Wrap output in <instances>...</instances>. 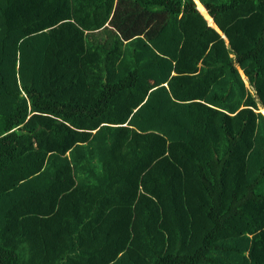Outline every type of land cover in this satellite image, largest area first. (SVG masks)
I'll list each match as a JSON object with an SVG mask.
<instances>
[{
    "label": "trees",
    "instance_id": "1",
    "mask_svg": "<svg viewBox=\"0 0 264 264\" xmlns=\"http://www.w3.org/2000/svg\"><path fill=\"white\" fill-rule=\"evenodd\" d=\"M262 107L264 0H0V264H264Z\"/></svg>",
    "mask_w": 264,
    "mask_h": 264
},
{
    "label": "rangeland",
    "instance_id": "2",
    "mask_svg": "<svg viewBox=\"0 0 264 264\" xmlns=\"http://www.w3.org/2000/svg\"><path fill=\"white\" fill-rule=\"evenodd\" d=\"M197 2V1H196ZM207 18V17H206ZM208 20H209V24L211 25V19H212V21H214V19L211 17V19H209V18H207ZM215 23V22H214ZM212 26H216L217 27V25H216V23H215V25H212Z\"/></svg>",
    "mask_w": 264,
    "mask_h": 264
},
{
    "label": "clouds",
    "instance_id": "3",
    "mask_svg": "<svg viewBox=\"0 0 264 264\" xmlns=\"http://www.w3.org/2000/svg\"><path fill=\"white\" fill-rule=\"evenodd\" d=\"M197 3V2H196ZM197 7H198V4H197ZM205 7V6H204ZM199 8V7H198ZM205 9L207 10V8L205 7ZM199 10H200V8H199ZM201 11V10H200ZM202 12V11H201ZM207 12H208V10H207ZM208 14H209V12H208ZM210 15V14H209ZM206 17V16H205ZM210 17H212L211 15H210ZM244 74V73H243Z\"/></svg>",
    "mask_w": 264,
    "mask_h": 264
},
{
    "label": "water",
    "instance_id": "4",
    "mask_svg": "<svg viewBox=\"0 0 264 264\" xmlns=\"http://www.w3.org/2000/svg\"><path fill=\"white\" fill-rule=\"evenodd\" d=\"M211 25H215V23H214V21H212V19H211ZM216 27V26H215Z\"/></svg>",
    "mask_w": 264,
    "mask_h": 264
},
{
    "label": "crops",
    "instance_id": "5",
    "mask_svg": "<svg viewBox=\"0 0 264 264\" xmlns=\"http://www.w3.org/2000/svg\"><path fill=\"white\" fill-rule=\"evenodd\" d=\"M200 1V0H199ZM202 4V3H201ZM202 11V10H201ZM262 108H264V107H262ZM262 108H261V110L260 111H262ZM263 112V111H262Z\"/></svg>",
    "mask_w": 264,
    "mask_h": 264
}]
</instances>
